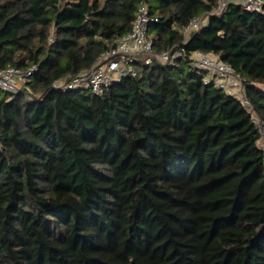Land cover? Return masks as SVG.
Instances as JSON below:
<instances>
[{
	"label": "trees",
	"instance_id": "trees-1",
	"mask_svg": "<svg viewBox=\"0 0 264 264\" xmlns=\"http://www.w3.org/2000/svg\"><path fill=\"white\" fill-rule=\"evenodd\" d=\"M220 1L0 0V71L31 72L0 91V264H264V0L215 14ZM142 4L150 63L137 56L102 94L55 87ZM195 52L231 66L251 107Z\"/></svg>",
	"mask_w": 264,
	"mask_h": 264
},
{
	"label": "built area",
	"instance_id": "built-area-1",
	"mask_svg": "<svg viewBox=\"0 0 264 264\" xmlns=\"http://www.w3.org/2000/svg\"><path fill=\"white\" fill-rule=\"evenodd\" d=\"M231 2L239 4L249 11H262L263 9V0H221L219 8L214 13L220 14ZM151 21L148 6L142 4L137 12L132 30L128 35L119 39L115 47L104 54L91 69L80 74L71 82L57 83L55 87L63 90L86 88L90 89L94 94H102L113 81L127 74L135 75V68L132 65L134 59L141 54H146L148 56L146 63L148 64L151 61L150 56L154 55L153 41L148 34ZM203 24L204 21L201 18L192 20L190 25L185 29L184 42L186 43L189 35L198 30ZM184 51L183 48L176 51V53H173V57L182 56ZM170 56L171 54L168 52L158 56V58L162 62H168L171 58ZM190 58L193 66L208 71L220 87L226 89L225 86L232 84L230 83L232 80L238 83L240 81V84H242L231 66L222 62L218 56L195 52L191 54ZM30 74V71L27 72L12 66L7 67L0 71V91H20ZM241 101L245 106L251 107L246 94L245 99ZM253 122L259 127L262 133L260 145L264 148V122L256 115L253 118Z\"/></svg>",
	"mask_w": 264,
	"mask_h": 264
},
{
	"label": "rangeland",
	"instance_id": "rangeland-1",
	"mask_svg": "<svg viewBox=\"0 0 264 264\" xmlns=\"http://www.w3.org/2000/svg\"><path fill=\"white\" fill-rule=\"evenodd\" d=\"M230 83H232V84H230ZM230 83H229L230 85L225 86V88L231 94L237 96L241 100H244L245 99V90H244L243 84H240V81L238 83V82H235L233 80ZM257 87H258V91L261 92L262 94H264V85H258Z\"/></svg>",
	"mask_w": 264,
	"mask_h": 264
}]
</instances>
